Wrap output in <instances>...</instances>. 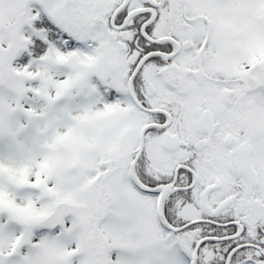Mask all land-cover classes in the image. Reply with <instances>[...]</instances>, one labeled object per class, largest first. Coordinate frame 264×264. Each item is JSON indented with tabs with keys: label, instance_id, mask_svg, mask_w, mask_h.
<instances>
[{
	"label": "snow or ice",
	"instance_id": "1",
	"mask_svg": "<svg viewBox=\"0 0 264 264\" xmlns=\"http://www.w3.org/2000/svg\"><path fill=\"white\" fill-rule=\"evenodd\" d=\"M0 264H264V0H0Z\"/></svg>",
	"mask_w": 264,
	"mask_h": 264
}]
</instances>
